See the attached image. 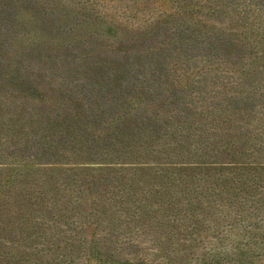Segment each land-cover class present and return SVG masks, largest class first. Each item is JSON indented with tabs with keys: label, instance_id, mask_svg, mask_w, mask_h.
I'll return each mask as SVG.
<instances>
[{
	"label": "rangeland",
	"instance_id": "rangeland-1",
	"mask_svg": "<svg viewBox=\"0 0 264 264\" xmlns=\"http://www.w3.org/2000/svg\"><path fill=\"white\" fill-rule=\"evenodd\" d=\"M0 34L4 60L14 69L18 61L19 74L46 77L51 85L36 93L42 103L34 117L28 94L0 81V254L17 260L0 264H264V187L252 188L246 202L220 198L227 189L216 182L159 190V171L173 170L153 162L163 142L144 145V135L125 136L117 154L143 162L135 168L141 173L127 172L95 162L106 154L102 145L92 149L77 141L75 124L83 128L82 120H65L87 96L106 89L114 94L118 83L114 78L109 85L108 76L120 68L125 79L115 93L121 104L107 107L103 124L122 110L144 117L151 105L162 114L156 101L168 90L186 97L201 93L199 99L212 95L216 116L223 112L225 118L227 105L230 124L221 128H229L233 141L232 153L227 138L213 150L223 149L226 158L236 154L241 173L264 170V70H252V59L242 55L255 49L250 45L264 53V0H0ZM258 73L261 78L252 81ZM5 95L15 104L6 103ZM165 106L171 117V105ZM181 108L187 109L186 102ZM57 116L64 118L54 122ZM71 127L78 137H68ZM201 145L213 162L208 144ZM121 176L136 180V190L147 179L157 182L158 194L145 214L132 216L124 213L125 201L116 204L119 196L111 190ZM153 204L159 213L146 215ZM18 221L29 228L21 230Z\"/></svg>",
	"mask_w": 264,
	"mask_h": 264
},
{
	"label": "trees",
	"instance_id": "trees-1",
	"mask_svg": "<svg viewBox=\"0 0 264 264\" xmlns=\"http://www.w3.org/2000/svg\"><path fill=\"white\" fill-rule=\"evenodd\" d=\"M239 37L240 36L237 35L236 41L239 39ZM241 40L242 41L238 42L241 46L243 44H246L245 39ZM231 43L232 45H234V40H232ZM1 44L2 43H0V81L11 82L13 86L15 85V92H18V94L26 93L28 94V97L31 96V99H29L25 94V97L28 100V104L33 106L30 108L32 110H36V104L42 103V101H40L35 95L36 93L40 95L44 94L43 90H47L49 86H51L50 83L48 85L45 84V82H47L49 79L39 76L37 77L39 79L38 80L37 78H33V75L23 76L19 74L18 68L20 64L18 63V61H16L14 64V69L13 62L11 63L4 60L6 57H4L3 48L6 45ZM250 46L255 49H243L242 55L246 54L249 58L252 59L250 64L252 70H264V53L257 50L256 46ZM232 48V46L228 45L227 49L228 51H231ZM153 59L154 58H151V62L153 61V63H155ZM62 61H64V59ZM66 61L67 59L64 62ZM59 62L60 59L58 58L57 63ZM54 65V61L47 64L50 70L55 69ZM257 65H260L259 68H257ZM116 69L117 68L111 69L113 73L111 72L112 74L108 76V79L111 80L108 82L109 85H111L114 78H116L117 80L116 83L118 84L114 85V94L110 95L107 92L108 89H106V91H103L100 96L98 95L94 97L89 95L87 96L88 100L80 103L78 102L79 104L77 112L74 109L76 114L71 113V111L68 110V118H65V120L72 123H74L75 121H79V119L82 120V123L84 125L83 128L80 125L75 124V126H77L79 131L81 132V135L77 139V141L79 140L86 143L85 145L92 149L96 147L99 148V145H102L104 149L103 152L106 154L105 156H98L100 158H94L95 162H98L105 167H113L114 169H116L118 168L116 166H120V169L128 170L127 172H129V170H136L141 173V167L139 169H135L136 166L143 165V162H140L141 160H139V158L123 156L117 153L119 152L120 148H122L121 145L126 142V140H124L125 136L131 138H141L144 135V143L143 140H141L144 145L149 144L150 142L148 141L163 142V149L160 150V152L159 150L156 151V154L153 155V162L157 160L158 165L160 163L166 164L168 166H173V170L162 168L159 171L158 174L163 175V184L158 186L159 190L163 187L167 189V187H176L183 185L184 187L186 186L190 188L196 184L200 186L202 183L216 182L217 186L224 188L223 190L227 189L225 192L221 191L219 193L220 198L222 197V199L226 201L241 200L240 202H246L249 200L248 193H250V190L252 188L264 187V170L262 168H256L255 170H243L247 174L241 173L242 170H238L235 166L237 163L233 161L237 160L236 154L228 155L229 158H226L223 149L220 152L213 150V145L217 140H225L227 138L228 142L226 143V146L227 149L229 148L232 153L231 149H233V141L230 140L232 133L229 134V128L222 129L225 128L227 124H230L228 118L231 115H228L229 113H226L228 109H226L227 105H222L225 113V118L222 115L223 112H218V115L216 116L214 113L215 106H212V99L214 97L212 95H205V98L199 99L201 93H197L193 97L188 96L187 94V98L183 92L182 94H171V92H168V90L166 93L164 92L166 94L165 100H163L165 98V96H163V98H159V101H156L158 102V104L163 105L164 110L162 114L157 106L151 105V110L148 111L147 115L144 117L141 116V114H137V116L134 117L133 114L126 113V111L122 110V112L118 113V118L114 117L111 121L106 123L107 125L103 124V115L106 113L107 107L113 110L115 106L116 110L118 108V106L116 107V105L121 104L119 101L120 97L116 95L115 90L120 88V83L123 82L125 77H123L121 73L119 75L120 68L118 69V72H115ZM254 75L255 78H251L252 81H258V78H261L260 73ZM108 79L106 78V80ZM79 80L83 79L80 78ZM204 86L202 87V89L204 88ZM147 91L149 90L147 89L146 92ZM15 92L13 91L12 95L16 96ZM161 92H163V89H161ZM5 96V101L9 99L6 103H9L11 105L15 104L16 101L13 100L9 95ZM56 98L57 96L54 95L52 101H55ZM188 99H193L194 101H187ZM115 100H118L119 104L116 103ZM185 102L187 109H182L181 105H183V103ZM0 103L3 104L4 101ZM191 103H194L195 106H191ZM167 104L171 105V117H169V114H166L168 113L167 109L170 108L169 106H165ZM19 107L20 106H18V108ZM38 108H42V106ZM20 111L21 113H25L24 109H20ZM38 112L39 111L37 110L35 112L30 111V114L31 116L36 117L35 115ZM47 118L48 116L46 117V119ZM62 118L60 116H57L56 118H54V122H59L60 120H63ZM50 119L52 120V117ZM37 120L38 121L36 122L40 124V122L44 121V118L41 119L39 117ZM8 121L12 122V120ZM68 126L70 125L68 124ZM65 130L67 131V129ZM69 131V138L71 137V135L73 137V134H76V132V135L78 137L79 132L76 131V128L75 130H73L71 127ZM90 133L93 137L91 139L87 137V135H89ZM130 133L131 136H129ZM201 143L208 144V151L210 152V154L207 156L212 158L213 162H208L207 159H205V155L201 152V149H203ZM247 143L249 144L248 141ZM250 144H252V142ZM117 145L119 147H117L114 152V147ZM252 146L256 148L255 145L252 144ZM183 148L187 149L186 154L184 155V157L180 158ZM247 150L248 152L252 153L253 148H247ZM190 151L193 155L195 154V152L202 153V157H195L192 154H189ZM162 152H165L164 156H162ZM110 153H114V155H110ZM9 154L7 155V157L10 156ZM34 158L37 160L36 157H32V159ZM171 158H173V161L169 162L170 160H172ZM189 160H191V162ZM211 165L215 166L212 167ZM174 167L176 169H174ZM147 171L152 172L153 170ZM164 176H166L165 181ZM122 178L124 177L121 176L116 179L117 181H119V184L113 190H111V193L115 196L114 198H117V196H119V198L116 199V204L120 206L122 201H125L124 213L130 214L132 216L138 217L142 212H144L145 214L146 210H148L147 207L150 205V203L152 204V202H154L153 200H155L156 195L158 194L155 190V187H157V182L147 179L148 182L146 180L141 185V187L143 188L140 189V187H138L139 190L142 191L140 192L139 190L135 189V185H137L135 183L136 180L128 183L130 177H126L124 179ZM146 187L148 188V190L144 192ZM242 191L244 194L239 197L238 195ZM143 192L145 193L144 196L142 194ZM185 195H183L182 199L179 200L180 203L184 202ZM149 209L150 212L146 215H155L159 213V208L155 204L151 205V208ZM27 221H18L19 225L23 226L21 230L25 229L24 226L27 224ZM26 226L29 228L28 225ZM10 259L0 254V262L3 260H9L12 262L17 261L14 258ZM108 264L120 263L109 262Z\"/></svg>",
	"mask_w": 264,
	"mask_h": 264
}]
</instances>
